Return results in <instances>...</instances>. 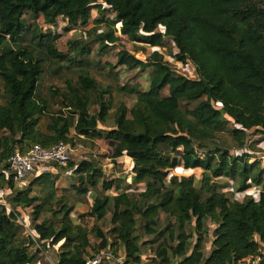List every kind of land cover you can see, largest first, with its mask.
I'll use <instances>...</instances> for the list:
<instances>
[{
	"label": "trees",
	"instance_id": "trees-1",
	"mask_svg": "<svg viewBox=\"0 0 264 264\" xmlns=\"http://www.w3.org/2000/svg\"><path fill=\"white\" fill-rule=\"evenodd\" d=\"M104 3L115 19L95 21L108 25L96 36L101 53L119 42L114 25L121 23L122 35L132 42L152 47L173 43V57L191 62L196 70L195 77L180 73L159 50L142 59L121 49L117 64L149 70L148 87L118 85L135 94L136 101L130 108L117 105L114 123L107 128L102 125L115 104L110 86L84 69L91 63L92 48L73 42L74 56L68 55L57 48L59 35L50 30L60 18L85 25L93 8L105 11ZM28 15L49 26L29 23ZM0 19L5 100L0 103V190L11 191L9 207L0 200V264H36L42 245L59 243L57 264H85L90 251L107 247L133 264H237L257 254L264 264V164L240 152L251 132L264 139V0H0ZM46 62L78 67L77 81L67 80L66 90L49 88L69 108L68 115L47 112L48 100L40 90ZM109 67V76L117 79L114 66ZM92 103L98 107L95 112ZM69 116L76 120L72 123ZM220 133L231 134L237 152L217 140ZM81 136L82 141H108L113 159H131L134 175L131 183L122 176L107 179L91 160L69 161L67 172L73 174L77 194L87 195L100 181L105 192L115 190L95 196L91 210L83 214L94 219L91 230L75 222L74 206L57 194L60 174L42 167L28 186L19 188L8 170L16 147L26 151L34 144L51 147L59 141L74 146ZM176 168L202 170L200 183L174 173ZM222 178L232 182L234 195L228 194L227 182L217 181ZM141 184V191H129ZM26 207L32 209L33 233L24 236L19 217L20 208ZM108 213L111 228L105 232L98 223ZM162 213L170 221L163 227ZM138 217L144 234L154 236L144 245L158 243L152 246L151 263H143ZM209 221L213 239L205 258ZM189 224L195 225L193 232Z\"/></svg>",
	"mask_w": 264,
	"mask_h": 264
},
{
	"label": "rangeland",
	"instance_id": "rangeland-1",
	"mask_svg": "<svg viewBox=\"0 0 264 264\" xmlns=\"http://www.w3.org/2000/svg\"><path fill=\"white\" fill-rule=\"evenodd\" d=\"M104 7H106L104 12L98 11L97 8L92 9V16L89 19L88 23L85 25H82L80 22H78L76 25L69 22L67 19L60 18L58 21V24L56 26H53L51 31L57 33L59 37L57 38V48L60 51L68 53V55H73V42L76 44H88L92 48V53L88 57L90 60V65L86 66L84 69L88 71L91 76L97 79V81L102 84L103 86H110L112 90V98L115 104V107L111 110L110 115L108 116V121L105 125H102L103 128H107L110 125H113L114 123V113L116 111L117 105L120 103H125L129 108L132 107V105L136 101V95L127 93L126 91L120 90L118 85H124L125 83L129 84H140L141 88H147L148 83V71H140L138 68L134 69H128L125 65H118L117 64V55L118 52L121 49H127L131 54L138 58L146 59L148 58L151 53L154 50H159L162 54H164L165 59L169 61L170 65L179 71L180 73L186 74L191 77L196 76V70L195 66L189 62L186 64H183L181 62H178L174 57L173 53L177 51L175 45L169 44L166 47H152L146 44L142 43H136L132 42L127 36L122 35L120 29H121V23H117L114 25L116 35L120 37L119 42L116 44H111L106 50H104L102 53L100 51V44L96 41V36L98 34H101L103 32H106L108 30V25L105 23L102 24H96L95 21L97 19H101L102 17L108 18L109 22H113L115 19V13L106 6V4H103ZM29 23H38L41 26L44 25V28H47L49 25L44 23L43 19L39 17L37 20L34 17H30V15L27 16ZM60 64L62 67L60 70H58L57 67H60ZM113 65V73H117V79L113 80L111 76H109L110 67L109 65ZM68 64L67 62H51L49 65H47V62L45 63V71L43 73V77L41 80V93L44 97L48 100V114H64L68 115V109L64 107L61 103V98L54 97L50 94L49 88L51 86L57 87L61 89L62 91L67 89V80H70L72 82H76L79 75L78 67H72L67 68ZM167 92V90H166ZM4 94V88L2 85V81L0 79V103H4L5 100L2 97ZM95 94H92V97H94ZM97 106L92 103L91 105V111L95 112L97 110ZM71 122L75 121L74 117L69 116ZM47 122V118L43 117L41 122V127L44 129ZM74 132V131H72ZM84 138L81 136L80 139L76 140V144L73 146V150L71 153V159L70 161H81V160H91L95 162L98 166L102 167V169L105 172V176L107 179L117 178L119 176H122L123 178H126L128 183H131L133 172H132V161L127 157V155H123L120 158L113 159L112 153H113V147L109 145L108 141H105L101 138H96L94 140H84ZM217 140L219 142L227 143L228 146H230L233 151H236L235 144L236 142L233 140V137L229 133H220L218 135ZM212 148H214V144H211ZM247 151L249 152L253 158L259 159L262 161V165L264 164V139L260 134H255V132H251L249 136L247 137V147L240 150V152ZM237 152V151H236ZM45 169L48 168V170H52L56 174H60L59 177L56 179V187H58L57 194H63L66 197V201L69 203V205L74 206V210L72 212V217L75 220V222H78L85 227H87L89 230L93 228L94 219L83 215L85 213H88L91 210V206L94 201V197L97 195H102L104 193L108 194H114L115 190L112 189L110 191L105 192L103 189L102 181L99 182L98 186L94 189H91V191L87 195H79L75 192V190L72 188V184L76 183L74 180L73 174L68 173V167H62L59 165H48L44 167ZM38 172V171H37ZM174 173L178 175H186V176H193L195 182L200 183L201 176H202V170H183L182 168H176L174 170ZM34 174V175H33ZM32 175H30L26 180H24L21 183H16V186L21 188L28 186L32 180H34V177L36 176V172H34ZM218 182H227L228 184V194L234 195L236 192L234 189V185L231 181L227 178L218 179ZM53 186V185H50ZM144 185L141 184L140 186L132 185L131 189L129 191L133 192H139L143 189ZM67 188V189H64ZM39 186H35L34 190L35 192L38 191ZM122 189V186H121ZM257 189H255L254 194H257ZM11 191L9 189L0 190V200L1 202H6V198L9 196ZM252 194V193H250ZM9 207V205H8ZM31 208H20V217L19 221L21 224L25 227V232H23V235H30L33 233V230L30 229L31 226ZM51 214L45 213L44 216H50ZM43 216V217H44ZM110 217L111 213H108V215L101 220L98 224L100 227L105 231L108 232V230L111 228L110 223ZM166 217L165 213L161 214L162 222L160 224L161 227L165 225V223H168L170 221H164V218ZM138 231L139 235L141 236V245L144 247V254H143V263H151L152 259L154 258V251L152 250V246L155 248L158 243H151L144 245L145 242H150L151 240H154V236H147L144 234L142 229V221L138 217ZM194 224L188 225V231L193 232L194 231ZM208 228L210 230L209 235L207 236V242H206V248H205V258L210 254V248H211V241L213 239V234H211V230L213 228V223L208 222ZM90 238L92 242H96L95 235L93 233L90 234ZM192 241H195V235L192 238ZM60 243L56 245L52 244H44L42 245V252L40 254V260L36 264H57V255L59 251ZM37 248V245H33L30 247V250L34 252ZM121 254H123L124 250L123 247L118 251ZM94 251H90V255L94 254Z\"/></svg>",
	"mask_w": 264,
	"mask_h": 264
},
{
	"label": "built area",
	"instance_id": "built-area-1",
	"mask_svg": "<svg viewBox=\"0 0 264 264\" xmlns=\"http://www.w3.org/2000/svg\"><path fill=\"white\" fill-rule=\"evenodd\" d=\"M1 22V19H0ZM264 111V102H263ZM73 147L65 141H59L51 147L34 144L26 151L16 147L8 160V170L15 183H21L34 172L51 164L67 167L71 159ZM34 175V174H33ZM2 192V191H1ZM6 206L7 203L4 202ZM85 264H133L127 263L124 256L117 255L110 247L96 252L87 257ZM237 264H263V256L260 254L245 257Z\"/></svg>",
	"mask_w": 264,
	"mask_h": 264
},
{
	"label": "crops",
	"instance_id": "crops-1",
	"mask_svg": "<svg viewBox=\"0 0 264 264\" xmlns=\"http://www.w3.org/2000/svg\"><path fill=\"white\" fill-rule=\"evenodd\" d=\"M112 155H113V153H112ZM42 169L46 170L44 167ZM46 171H50V170L47 169ZM39 173H40V171L37 172L36 176H38Z\"/></svg>",
	"mask_w": 264,
	"mask_h": 264
},
{
	"label": "water",
	"instance_id": "water-1",
	"mask_svg": "<svg viewBox=\"0 0 264 264\" xmlns=\"http://www.w3.org/2000/svg\"><path fill=\"white\" fill-rule=\"evenodd\" d=\"M132 181L134 182V176L132 177Z\"/></svg>",
	"mask_w": 264,
	"mask_h": 264
}]
</instances>
